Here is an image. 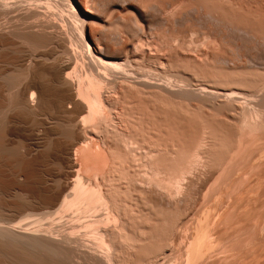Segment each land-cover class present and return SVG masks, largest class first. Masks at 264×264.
I'll list each match as a JSON object with an SVG mask.
<instances>
[{"label": "bare ground", "instance_id": "6f19581e", "mask_svg": "<svg viewBox=\"0 0 264 264\" xmlns=\"http://www.w3.org/2000/svg\"><path fill=\"white\" fill-rule=\"evenodd\" d=\"M0 17V264H264V0Z\"/></svg>", "mask_w": 264, "mask_h": 264}, {"label": "rangeland", "instance_id": "374dc122", "mask_svg": "<svg viewBox=\"0 0 264 264\" xmlns=\"http://www.w3.org/2000/svg\"><path fill=\"white\" fill-rule=\"evenodd\" d=\"M2 18L0 17V20H1ZM2 20H4V19H2ZM1 22V21H0ZM3 53H5V52H1V54H0V67H2V68H4L3 70H5V71H13L15 68H14V66H12V67H10V64H7L5 61V59H7L8 57L5 55V54H3ZM5 56H6V58H5ZM3 58V59H2ZM5 64V65H4ZM13 68V69H12ZM36 155V156H35ZM32 156V155H31ZM37 154H35L34 153V155L31 157V158H28V157H30V156H28L27 157V159L25 158L24 159V167H25V169L27 168V170H25L24 172H25V175H26V178H27V183H26V185H24V187L26 188V189H30L31 188V180H32V176H31V173H32V170H31V163L30 162H33L32 164H34V168H39L40 167V161L39 160H37ZM31 159V160H30ZM34 160V161H33ZM38 162V163H37ZM30 163V164H29ZM36 164V165H35ZM29 168V169H28ZM2 169V168H1ZM0 169V180L3 182H0V183H2L3 184V186H8L9 184H10V178L8 177V173H6V170L5 169H3V170H1ZM27 171V172H26ZM4 173H6V174H4ZM28 173V174H27ZM4 174V175H3ZM6 175V176H5ZM2 177L4 178V177H7L6 179H2ZM9 182V183H8ZM7 183V184H6ZM1 184V185H2Z\"/></svg>", "mask_w": 264, "mask_h": 264}]
</instances>
